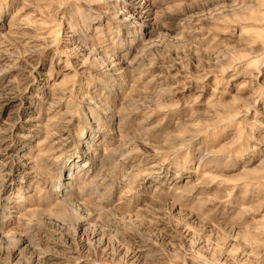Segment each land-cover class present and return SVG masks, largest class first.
<instances>
[{
    "label": "rangeland",
    "instance_id": "obj_1",
    "mask_svg": "<svg viewBox=\"0 0 264 264\" xmlns=\"http://www.w3.org/2000/svg\"><path fill=\"white\" fill-rule=\"evenodd\" d=\"M0 264H264V0H0Z\"/></svg>",
    "mask_w": 264,
    "mask_h": 264
}]
</instances>
